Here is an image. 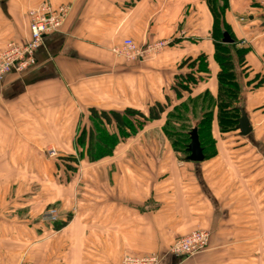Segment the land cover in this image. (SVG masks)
<instances>
[{
    "label": "crops",
    "instance_id": "crops-1",
    "mask_svg": "<svg viewBox=\"0 0 264 264\" xmlns=\"http://www.w3.org/2000/svg\"><path fill=\"white\" fill-rule=\"evenodd\" d=\"M261 1L228 0L225 13L239 45L250 43L239 102L249 134L221 133L216 110L211 158L181 160L164 135L145 132L71 170L47 148L79 157L74 142L91 109L147 112L161 102L168 112L197 99L186 114L192 119L203 109L202 95L216 99L220 67L209 0H0V52L31 38L32 8L71 7L61 29L44 37L36 63L0 83V264H121L126 254L154 253L159 264H264ZM128 38L139 46L171 42L128 60L114 50ZM188 75L197 81L179 96L177 82ZM166 114L147 127L156 129ZM53 206L67 221L61 228L39 221ZM195 229L210 231L207 249L187 258L169 252Z\"/></svg>",
    "mask_w": 264,
    "mask_h": 264
},
{
    "label": "trees",
    "instance_id": "trees-1",
    "mask_svg": "<svg viewBox=\"0 0 264 264\" xmlns=\"http://www.w3.org/2000/svg\"><path fill=\"white\" fill-rule=\"evenodd\" d=\"M209 6L214 17L213 37L215 39V59L219 64L218 73L219 93L216 99H212L211 95L205 94L206 97L212 99L215 109H211L204 113L201 120L192 131L178 132L181 141H173L174 150L178 151L179 156L184 160H190L191 153L189 146L192 141L193 132L196 131L201 148L203 150L204 159L211 158L217 153V141L214 137L213 123L215 120V111L217 110V120L221 133L229 134L239 131L237 125L242 115V109L239 105L241 100L242 86L238 80V66L245 69L246 55L249 53L250 47L247 45L240 46L239 39L233 33L231 26L226 21L225 13L228 8V0H209ZM227 31L234 39L233 43H224V32ZM200 68H205L204 59H199ZM197 60H186V64L194 66ZM197 81L196 76L188 75L181 77L177 82V94L180 96L182 89L190 90V84ZM207 99V98H206ZM197 100V99H196ZM196 100L190 99L186 103H182L174 107V114L180 116L184 111H188L189 103ZM205 100V99H204ZM167 104L157 102L150 106L147 112L138 109H126L120 111H106L91 109L92 125L85 134L81 133L77 142L87 145L86 154L90 162H97L107 156L115 153L116 147L128 138L135 136L138 131L149 122L160 120L164 113L167 112ZM184 154V155H182ZM74 162L76 158H72ZM202 160V161H203ZM192 161V160H190ZM67 168L74 170L76 164L67 162ZM67 221L61 220L55 222L56 228H61Z\"/></svg>",
    "mask_w": 264,
    "mask_h": 264
},
{
    "label": "built area",
    "instance_id": "built-area-1",
    "mask_svg": "<svg viewBox=\"0 0 264 264\" xmlns=\"http://www.w3.org/2000/svg\"><path fill=\"white\" fill-rule=\"evenodd\" d=\"M264 12V0L261 1ZM71 7L60 5L54 7L50 2H43L29 11L31 38L25 43L10 41L0 52V83L4 81L9 72L15 70L22 74L26 69L36 63L35 53L44 44V37L61 29L67 20ZM171 40H161L154 44L139 46L134 39H125L123 45L114 50L128 60H143L152 53L164 49ZM241 45L250 44L247 39L240 41ZM55 155L56 151L50 152ZM62 213L58 207L46 209L39 218L42 224H53L61 221ZM211 233L199 229L189 235L176 239L170 253L177 257H191L204 250L210 242ZM162 256L159 254L129 255L124 257L122 264H159Z\"/></svg>",
    "mask_w": 264,
    "mask_h": 264
},
{
    "label": "rangeland",
    "instance_id": "rangeland-1",
    "mask_svg": "<svg viewBox=\"0 0 264 264\" xmlns=\"http://www.w3.org/2000/svg\"><path fill=\"white\" fill-rule=\"evenodd\" d=\"M237 74H238V80L241 81L242 77L244 76L243 75L244 73L242 72L241 67L237 68ZM201 99H205L204 100L205 103L202 106L203 109H202V111H200L199 113L196 114L197 116L193 117L192 119H188V117L186 115V114H188L187 111L186 112L184 111V113L180 114V116H176V114H174V113H175V111L177 113V110H174V108H173L172 110H170L171 113L169 115H166L165 120H163V122H161V124H158V127L156 129H153L155 124H153L152 126H149V127L145 126L144 128L140 129L136 135L142 134L145 132H147V133H153L154 132L155 134L164 135V137L166 138V141L164 142V144L168 145L171 150L178 152V151L174 150V147H173L174 144L172 143L173 141H181L182 140L181 137H178V134H179L178 132L192 131L196 127L198 122L201 120V118L203 117L205 112H207L211 109H215L212 99H210L209 97H206V95H202L199 100H201ZM91 125H92V121L90 120V124L88 126L87 125L82 126L80 128V131L76 135V139H78V137L80 136L81 133L85 134L87 132V130L90 129ZM261 129H263V132H264V126ZM74 145L76 146V148L81 149V155L76 158L77 159L76 162H74L72 160V158H74V157H68V156H66V157L60 156L59 157L60 151L58 150V148L55 145H50L47 148V151H48V154H49L51 159H55V160L58 159L60 161L64 160L66 162L65 163L66 167H67V162H72L73 164H76V165H78V163L80 161L82 163L89 162L88 156L86 154L87 145L83 144V143H80V145H79L77 140L74 142ZM117 147H116V149H117ZM54 150L56 151V154L51 155L50 152H52ZM182 155H184V154H182ZM181 160H184V159L181 158ZM53 207H56V206H53ZM47 209H49V208H47ZM197 230H199V229H195L186 235H189V234H191ZM175 241L173 242V244L175 243ZM173 244L170 246L169 252H170V249L173 246ZM209 245H210V242H209ZM209 245L205 249H207L209 247ZM129 255H133V254H126L125 257L129 256ZM133 256H136V255H133ZM22 264H35V263L34 262H23Z\"/></svg>",
    "mask_w": 264,
    "mask_h": 264
},
{
    "label": "water",
    "instance_id": "water-1",
    "mask_svg": "<svg viewBox=\"0 0 264 264\" xmlns=\"http://www.w3.org/2000/svg\"><path fill=\"white\" fill-rule=\"evenodd\" d=\"M223 42L224 43H233L234 39L229 35L227 31L224 32L223 36ZM237 127L240 129V132L242 135H247L251 132L252 126L249 120V117L245 110L242 109V115L239 118V123ZM189 149L191 151L189 155V159L192 161H202L204 159L203 150L201 148L199 138L197 135V132H193L192 141L189 146Z\"/></svg>",
    "mask_w": 264,
    "mask_h": 264
}]
</instances>
